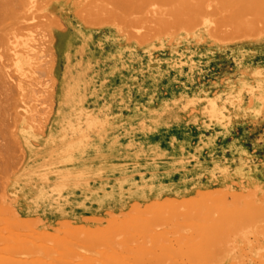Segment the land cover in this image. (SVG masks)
<instances>
[{
  "label": "rangeland",
  "instance_id": "1",
  "mask_svg": "<svg viewBox=\"0 0 264 264\" xmlns=\"http://www.w3.org/2000/svg\"><path fill=\"white\" fill-rule=\"evenodd\" d=\"M8 1L9 8L0 5V24L7 27L0 29L6 32L0 92L7 95L0 93V115L6 121L12 111L15 116L9 128L0 117L6 123L0 127L8 130L0 128V150L9 147L0 151L2 264H75L87 255V262L94 259L89 264H120L117 255L123 264H264V18L262 26L251 19L261 17L264 4L249 8L252 16L237 5L241 1H225L232 6L226 10L223 0H212L213 14L211 0ZM95 4L112 17L99 20ZM188 14L199 22L190 23ZM246 17L257 25L251 28L247 20L246 29ZM215 18L238 26L244 18L246 31L243 25L229 30V23L221 28ZM167 21L174 25L164 26ZM32 23L36 27L21 25ZM154 24L165 30L157 32ZM64 36L73 40L62 43L66 55L55 49L56 38ZM10 83L18 88L11 90ZM63 83L75 85L57 118V87ZM13 89L24 90L20 103L14 104ZM79 112L84 115L75 119ZM53 131L61 133L47 144ZM54 152L63 154L58 163L50 160ZM51 239L58 245L52 247ZM101 250L109 262L99 257Z\"/></svg>",
  "mask_w": 264,
  "mask_h": 264
},
{
  "label": "bare ground",
  "instance_id": "2",
  "mask_svg": "<svg viewBox=\"0 0 264 264\" xmlns=\"http://www.w3.org/2000/svg\"><path fill=\"white\" fill-rule=\"evenodd\" d=\"M91 1H92V4L98 2L97 0H95L96 2H95V1L93 2V0H90V1H88V3L91 4ZM101 1H102V0H101ZM101 1H99V2H101ZM107 1H108V0H107ZM116 1H117V0H116ZM116 1L114 0L111 4H112V5H115ZM119 1H120V0H119ZM119 1H117V2H119ZM124 1H126V0H124ZM137 1H138V0H137ZM137 1H135L134 3H136ZM146 1H147V0H146ZM146 1H145V4H146L149 0H148L147 2H146ZM152 1H153V3H154L155 0H152ZM158 1H159V0H158ZM174 1L177 2V0H174ZM182 1H183V0H181V2H182ZM189 1H190V0H189ZM196 1H197V0H196ZM206 1H207V0H206ZM216 1H217V0H216ZM216 1H215V2H216ZM219 1H220V0H219ZM223 1H224V2L222 3V6H223V4L225 3V1H226V2H229V5H232V4L234 5V4H237L238 2L241 1V2H240L239 4H237V5H240V4H241L240 7H246V9H247L249 12H251V11H252L254 8H256L257 6H260L261 8H263V5H262V4H264V2H263L264 0H223ZM237 1H238V2H237ZM7 2H9V4L11 3V2L8 1V0H0V5L2 4V5L4 6V5L6 4V6H7V5H8ZM109 2H110V0H109ZM114 2H115V3H114ZM132 2H133V1H132ZM138 2H139V1H138ZM138 2H137V5H138ZM167 2H168V1H167ZM169 2H170V1H169ZM187 2H188V1H187ZM198 2H199V1H198ZM211 2H212V0H211ZM211 2H210V6H211V4L214 3V1H213L212 3H211ZM233 2H234V3H233ZM262 2H263V3H262ZM19 3H20V2H19ZM123 3H124V2H123ZM130 3H131V2H130ZM142 3H143V2H142ZM163 3H164V2H163ZM174 3H175V2H174ZM183 3H185V2H182V4H183ZM192 3H193V2H192ZM199 3H202V2H199ZM208 3H209V2H208ZM216 3H217V2H216ZM96 4H98V3H96ZM96 4H95V5H96ZM106 4H107V3H106ZM119 4H121V2H120ZM126 4H127V6H129V5H128L129 3H126ZM132 4H133V3H132ZM132 4H131V5H132ZM147 4H148V3H147ZM156 4H157V2L155 3V8L157 7ZM158 4L160 5L161 2L158 3ZM164 4H165V3H164ZM169 4H170V3H169ZM169 4H168V5H169ZM171 4H172V2H171ZM177 4H179V2H178ZM195 4H196V3H195ZM206 4H207V2H206ZM225 4H226V3H225ZM22 5H23V4L21 3V6H22ZM44 5H45V4H44ZM98 5H99V4H98ZM98 5H96V6L93 5V6H94L95 9H96L97 7H99V11H98L99 14L96 12V13H97L96 16H99V20H100V16H107V17H108V15L110 14V15H109L110 17L106 18L107 20H108L109 18L112 17V16H111V13H112V12H110V10H109V11H105L106 8H104V12H105V13H106V12H107V13L110 12V13H108V14L105 15V13L103 12L104 14H102V13L100 12V9H101L100 6H101V5H100V6H98ZM107 5H108V4H107ZM124 5H125V4H124ZM150 5H151V2H150ZM161 5H162V4H161ZM165 5H166V8H167V4H165ZM208 5H209V4H208ZM218 5H219V3H218ZM227 5H228V4H226V6H227ZM3 6H2V7H3ZM15 6H16V5H15ZM85 6H86V5H85ZM102 6H104L103 3H102ZM125 6H126V5H125ZM134 6H135V4H134ZM139 6H141V4H140ZM146 6L148 7V5H146ZM146 6H145L143 9H145ZM151 6H152V5H151ZM151 6H150V8H151V10H152V9H153V6H152V7H151ZM175 6H176V4H175ZM190 6H191V5H189V8H190ZM192 6H193V4H192ZM201 6H202V5H200V7H201ZM210 6H209V7H210ZM214 6H215V3H214ZM224 6H225V5H224ZM7 7H8V6H7ZM87 7H88V6H87ZM89 7H90V5H89ZM106 7H108V6H106ZM123 7H124V6H123ZM129 7H130V6H129ZM131 7H133V5H132ZM137 7H138V6H137ZM159 7H160V6H159ZM159 7H158V9H159ZM163 7H164V5H162V8H163ZM168 7H169V6H168ZM177 7H178V5H177ZM179 7H180V6H179ZM183 7H184V5H182V8H181V9H183ZM186 7H187V5H186ZM205 7H206V5H205ZM211 7H212V6H211ZM231 7H232V6H229V8H231ZM240 7H239V8H240ZM4 8H5V7H4ZM8 8H9V7H8ZM8 8H6V9H8ZM13 8H14V7H13ZM85 8H86V7H85ZM85 8L83 9V11H86ZM92 8H93V7H92V5H91V7H90L91 11H90V12H93V11L95 10V9H93V11H92ZM119 8H120V7H118V9H119ZM135 8H136V7H135ZM140 8H141V7H140ZM148 8H149V7H148ZM162 8L160 7V11H161ZM171 8H173V7H171ZM171 8H169V9H171ZM189 8H188V9H189ZM191 8H192V7H191ZM191 8H190V10H192ZM195 8H196V7H195ZM212 8L214 9V7H212ZM221 8H222V7H221ZM221 8H220V9H221ZM223 8H225V7H223ZM229 8H228V6H227L226 10L229 9ZM249 8L252 9V10H250ZM11 9H12V8H11ZM15 9L17 10V8H15ZM87 9H89V8H87ZM90 9H89V10H90ZM102 9H103V7H102ZM108 9H109V8H108ZM114 9H115V7H113V10H114ZM116 9H117V6H116ZM122 9H123V8H122ZM122 9H121V10H122ZM137 9H138V8H137ZM146 9H147V8H146ZM176 9H177V8H174V10H176ZM193 9H194V8H193ZM208 9H209V8H208ZM213 9H211V10H213ZM216 9H217V8H216ZM216 9H214L213 12H211V11H209V10H207V11H208V12H211V14H213L214 11H215ZM218 9H219V8H218ZM231 9H232V8H231ZM231 9H230V11L232 12L233 10H231ZM243 9H245V8H243ZM4 10H5V9H4ZM9 10H10V9H9ZM9 10H8L9 13L12 12V11H9ZM121 10H120V11H121ZM127 10H129V9H127ZM127 10H125V11H127ZM140 10H142V9H140ZM147 10H148V9H147ZM162 10H163V9H162ZM167 10H168V8H167ZM171 10H172V9H171ZM171 10H170V11H171ZM194 10H195V9H194ZM221 10H222V9H221ZM247 10H246V12H247ZM78 11H79V10H78ZM101 11H103V10H101ZM117 11H118V10H117ZM117 11H114V12H117ZM132 11H134V10H132ZM142 11H143V10H142ZM142 11H141V12H142ZM144 11H145V10H144ZM144 11H143L142 13H144ZM154 11H157V9H154ZM154 11L152 12L153 15H154ZM180 11H181V10H180ZM183 11H184V9H183ZM185 11H186L187 13H189L186 9H185ZM202 11L204 12V8H203ZM202 11L199 10V12H202ZM207 11H206V12H207ZM223 11H225V10H223ZM256 11H258V10L256 9V10L253 11V12H256ZM14 12H15V11H14ZM17 12H18V11H17ZM86 12L88 13V10H87ZM86 12H85V13H86ZM137 12H138V11H135V13H137ZM147 12H148V11H146L145 13L148 15ZM149 12H150V11H149ZM161 12L163 13V11H161ZM164 12H166V9H164ZM171 12H172V11H171ZM186 12H185V13H181V12H180V13L184 16V14H186ZM190 12H191V11H190ZM203 12H202V13H203ZM216 12H218V11H215V13H216ZM227 12H228V11H227ZM227 12H226V13H227ZM234 12H235V11H234ZM234 12H232V15H233ZM242 12H243L242 14H243V16H244V11H242ZM78 13H79V12H78ZM80 13H81V12H80ZM121 13H122V12H121ZM128 13H132V12H131V9H130V12H128ZM138 13H139V12H138ZM167 13H168V12H167ZM173 13H174V12H173ZM177 13H178V12H177ZM196 13H197V11H196ZM196 13H195L194 15H196ZM202 13H200V14H202ZM221 13H222V11H221ZM229 13H230V12H229ZM90 14H91V13H89V15H90ZM125 14H126V13H125ZM140 14H141V13H140ZM171 14H172V13H171ZM178 14H179V13H178ZM190 14L193 15V12L190 13ZM190 14H188L187 17L190 18ZM222 14H223V13H222ZM234 14H235V13H234ZM238 14H240V12H238ZM238 14H236V15L238 16ZM250 14L252 15V12H251ZM1 15H2V14H1ZM11 15H13V14L11 13ZM15 15H16V14H15ZM22 15H23V14H22ZM22 15H19V16L22 17ZM89 15H86V16H88L89 19H91ZM94 15H95V13L93 12V14L91 15V17H93ZM114 15H115V14H114ZM114 15H113V16H114ZM117 15H119V14H117ZM129 15H130V14H129ZM129 15H128V16H129ZM138 15H139V14H138ZM142 15H143V14H142ZM144 15H145V14H144ZM169 15H170V14H169ZM224 15H225V14H223V17H224ZM232 15H231V16H232ZM236 15H235V16H236ZM254 15H256V14L254 13ZM258 15H259V12H258ZM260 15H261V11H260ZM262 15H264V12H263ZM262 15H261V17H259L258 19H257V17H256V18H253V17H252L253 15L250 16V18L252 17V18H251L252 20L256 19L257 22H256V21H255V22H256L257 24H258V23L261 24V20H262V18H264V16H262ZM17 16H18V15H17ZM26 16H27V15H26ZM34 16H36V15H34ZM132 16H133V15H132ZM148 16H151L150 13H149ZM158 16H159V14H158ZM160 16H161V13H160ZM162 16H163V15H162ZM162 16H161V18H162ZM178 16H180V14H179ZM183 16H181V17H183ZM226 16H227V15H226ZM228 16H229V15H228ZM228 16H227V17H228ZM233 16H234V15H233ZM241 16H242V15H241ZM248 16H249V15L247 14V17H248ZM3 17H4V16H3ZM13 17H15V16H13ZM24 17H25V16H24ZM24 17H23V18H24ZM94 17H95V16H94ZM119 17H121V20H123V19L125 20V17L123 18V16H121V14H120ZM133 17H134V16H133ZM136 17H138V16H136ZM139 17H140V16H139ZM144 17H145V16H144ZM151 17H152V16H151ZM151 17H150V18H151ZM156 17H157V16H156ZM163 17H164V16H163ZM165 17H166V16H165ZM171 17H172V15H171ZM184 17H185V16H184ZM187 17H186V18H187ZM191 17H192V16H191ZM195 17H196V16H195ZM223 17L220 18V19H223ZM247 17L245 18V19H246L245 21H244V18H243V20L241 19V20H242V21H240V24H241V25H239V26H238L239 22L236 23L237 26H236V24H233L235 21H233V23L228 22L229 24L226 23V24L229 25V27H230V24L233 25V26L230 27L229 30L233 29V27H235V28L238 27V28H239V27H241L242 25H243L242 27H244V28H242V30H243V29H245V26H244L245 22H246V29H247V26L249 25V24L247 23V22H249V21H247V20H250L249 23H250V25H251V28L253 27V25H254V26L257 25V24H256L254 21H252L251 19H247ZM28 18H29V17H28ZM56 18H57V17H56ZM56 18H55V19H56ZM122 18H123V19H122ZM129 18H130V17H129ZM134 18H135V17H134ZM134 18H133V19H134ZM153 18H154V16H153ZM161 18H160V19H161ZM166 18H168V17H166ZM189 18H187V19L189 20ZM229 18H230V17H229ZM248 18H249V17H248ZM14 19H15V18H14ZM16 19L19 20L20 18L17 17ZM42 19H43V17H42ZM44 19H45V17H44ZM53 19H54V17H53ZM87 19H88V18H87ZM102 19H103V18H102ZM119 19H120V18H119ZM141 19H143V17H141ZM145 19H146V18H145ZM154 19H155V18H154ZM154 19H153V20H154ZM176 19H178V18H176ZM191 19H192V18H190V20H189L190 23H192L193 20H194V22H195V19H196V21L198 20L197 17H196L195 19H194V17H193L192 20H191ZM226 19H227V18H224L223 20H225V22H226ZM234 19H236V18H232V19H230L231 22H232V20H234ZM259 19H260V20H259ZM18 20H17V21H18ZM104 20H105V19H104ZM156 20H157V19H156ZM156 20H155V21H156ZM165 20H166V19H165ZM181 20H182L181 23H183V24H187V22H188V20H187V21L184 20V22H183V19H181ZM223 20H218V21H217V18H215V22L217 21V24H218L220 27H221L222 25H223V26L226 25V24L224 23ZM237 20H238V17H237ZM237 20H236V21H237ZM258 20H259L260 22H259ZM17 21H16V22H17ZM48 21H52L51 23H53L55 20L53 21V20L51 19V20H48ZM48 21H44V20H42V22H45V23L48 22ZM86 21H87V20H86ZM88 21H89V20H88ZM94 21H95V20H94ZM109 21H110V20H109ZM126 21H128V20H126ZM129 21H130V20H129ZM138 21H140V20H138ZM162 21H163V19H162ZM174 21H175V19L173 20V22H174ZM219 21H220V22H219ZM227 21H229V20H227ZM238 21H239V20H238ZM243 21H244V24L242 23ZM262 21L264 22V19H263ZM18 22H20V21H18ZM57 22H58V20H57ZM118 22H119V21H118ZM132 22H134V20H133ZM135 22H137V21H135ZM160 22H161V20H160ZM168 22H170V21H167L166 23L163 22V23H165L164 26H166L167 24L169 25ZM179 22H180V20H179ZM197 22H199V21H197ZM1 23H2V22H1ZM7 23H8V22H7ZM176 23H177V22L175 21V25H174L173 23L170 22V24H173L174 26H177V27H178V25H177ZM188 23H189V22H188ZM219 23H221V24H219ZM253 23H255V24H253ZM150 24H151V21H150ZM156 24H157V23H156ZM178 24H179V23H178ZM195 24H196V23H195ZM217 24L215 25V27H218ZM247 24H248V25H247ZM3 25H4V24H3ZM7 25H8V24H7ZM21 25L24 26V28H29L30 26H28V25H32V26L34 25V26H35V23L27 24V25H26V24H21ZM36 25H37V24H36ZM56 25H57V24H56ZM136 25H137V24H136ZM140 25H142V24H140ZM145 25H146V22H145ZM145 25H144V26H145ZM190 25H192V24H190ZM190 25L187 24L188 28H189ZM193 25H194V24H193ZM0 26H2V25L0 24ZM27 26H28V27H27ZM146 26H148V24H147ZM157 26H158V25L155 26V24H154L155 29L157 30V32H159V29L162 28V25L160 26L161 28L159 27V29L156 28ZM169 26H170V25H169ZM184 26H185V25H184ZM223 26H222V27H223ZM258 26H259V25H258ZM261 26H262V24H261ZM3 27H4V26H2L0 29H3ZM35 27H36V26H35ZM154 27H153V28H154ZM185 27H186V26H185ZM222 27H221V28H222ZM10 28H11V27H10ZM30 28H32V27H30ZM143 28H144V27H143ZM153 28H152V31L155 33L156 31H155V29L153 30ZM165 28H168V26L165 27ZM175 28H176V27H175ZM248 28H250V27H248ZM251 28H250V29H251ZM4 29H7V27H4ZM11 29H12V28H11ZM11 29H10V30H11ZM62 29H63V28H62ZM145 29H148V28L145 27ZM149 29H150V27H149ZM162 29H163V28H162ZM176 29H177V28H176ZM223 29H224V28H223ZM223 29H222V31H223ZM236 29H237V28H236ZM246 29H245V31H246ZM258 29H259V28H258ZM13 30H14V29H13ZM26 30H27V29H26ZM30 30H31V29H29V31H30ZM33 30H34V29H33ZM163 30H165V29H163ZM214 30H215V28H214ZM217 30H219V27L217 28ZM233 30H234V29H233ZM253 30H254V29H253ZM253 30H252V31H253ZM256 30H257V29H256ZM6 31H7V30H6ZM147 31H149V30H147ZM147 31H146V33H147ZM150 31H151V30H150ZM152 31H151V32H152ZM161 31H162V30H160V32H161ZM220 31H221V29H220ZM226 31H227V29L225 30V32H226ZM243 31H244V30H243ZM0 32H1V31H0ZM11 32H12V31H11ZM151 32H150V33H151ZM228 32H229V31H228ZM228 32H227V33H228ZM1 33H2V34H1ZM1 33H0V36H1L2 38L0 37V41H3V40H4L3 37H5L6 32L3 30V32H1ZM3 33H4L5 35H4ZM148 33H149V32H148ZM220 33H221V32H220ZM245 33H246V32H245ZM245 33H244V34H245ZM61 34H62V33H59V35H61ZM223 34H225V33H223ZM246 34H247V33H246ZM20 35H21V34H20ZM211 35H212V33H211ZM214 35H215V34H214ZM227 35H228V34H227ZM234 35H235V34H234ZM15 36H16V35H15ZM18 36H19V34H18ZM224 36H225V35H224ZM217 37H218V36H217ZM1 39H2V40H1ZM2 43H3V42H2ZM2 43L0 42V45H1ZM62 43H66V44L73 43V40L69 39L68 36H64L63 39L56 38V41H55V49H56L57 53L62 54V55H66L67 50H65V49L63 48ZM0 58H5V56L2 55ZM63 60H64V59H63ZM69 61H72V60H69V57L67 56V64H66V69H65L66 72H67V74H68V73L71 74V68H70V67H71L72 64H73V63L71 64ZM54 62H55V61H54ZM1 70H2V69H1ZM1 70H0V71H1ZM3 70H4V69H3ZM56 70H57V68H56ZM3 72H5V71H1V72H0V77H1V74H2V76H3L2 78H4V80H5V77H4V76H6V75H4ZM7 72H8V71H7ZM46 72H47V74H48L49 70H47ZM12 73H13V72H9V75H11ZM6 74H7V73H6ZM55 74H56V73H55ZM70 74H69V75H70ZM25 75H26V74H25ZM7 76H8V74H7ZM19 76H20V75H19ZM62 76H63V75H62ZM10 77H11V76H10ZM13 78H14V77H13ZM58 79H59V77H58ZM68 79H69V78H68ZM4 80H3V81H4ZM0 81L2 82V79H1V78H0ZM5 81H6V80H5ZM68 82H69V81H68ZM5 83H6V82H5ZM16 83H17V82H16ZM56 83H57V82H56ZM1 84H2V83H0V85H1ZM10 84H11V85H10V89H11L12 87L15 88V89L18 88V87L16 88V86H12L13 83H10ZM21 84H24V85H22V87H23V86L25 87V85H26L27 83H21ZM14 85H15V84H14ZM74 85H75V84H70V83H69V84H65V83H63V84H59V86L57 87V94L60 92L58 98L62 101V103H59V102H58V104H60V106H61V109H60L59 111H57L58 114H55V115H57V118H59V116L61 115L60 113H63V108H64V106H65V111H64V113L66 112L67 104H68V102H70L71 96L73 95V94H72V88H71V86H74ZM1 86H2V85H1ZM11 86H12V87H11ZM29 86H30V85H29ZM49 86H50V85H49ZM54 86H55V85H54ZM3 87H4V84H3ZM5 87H6V84H5ZM7 87H8V86H7ZM7 87H6V88H7ZM26 87H27V85H26ZM31 87H32V86H31ZM8 88H9V87H8ZM0 89H2V87H1ZM15 89H13V94H14L15 92L18 91V90L15 91ZM22 89H23V88H22ZM24 89H26V88H24ZM30 89L32 90V88H30ZM6 90H7V93H8V89H6ZM11 90H12V89H11ZM27 90H29V87H27L26 91H27ZM0 91H1V90H0ZM3 91H4V90H3ZM20 91H22V90H20ZM20 91H18L17 94L15 93L14 96H16V97H13V98L10 97V99H11V98H12V100H13L14 98L17 99V95H18V93H19ZM26 91H25V92H26ZM29 91H30V90H29ZM5 92H6V91H5ZM5 92H0V93H1V96L3 95V99H4V96H5V98L7 97V95L2 94V93H5ZM9 92H10V90H9ZM23 92H24V90H23L21 93H23ZM9 94H10V93H8V95H9ZM27 94H28V92H26V95H27ZM31 94H32V93H31ZM31 94H30V95H31ZM19 95H20V94H19ZM21 95H22V94H21ZM11 96H13V95H11ZM66 96H67V98H66ZM28 97H29V95H28ZM30 97H31V96H30ZM32 97H33V95H32ZM50 98H51V97H50ZM0 99H1V97H0ZM3 99H1V101H2ZM15 99H14V101H15ZM19 99H21V96H20ZM19 99H17V101H15V102L13 101L14 104L17 103V102H19V101H18ZM25 99H27V97H25ZM25 99H24V100H25ZM48 99H49V98H48ZM5 100H6V99H5ZM5 100H4V101H5ZM21 100H22V99H21ZM29 100H30V99H29ZM8 101H9V97H8ZM6 102H7V100H6ZM13 102L11 101V103H13ZM20 102H21V101H20ZM20 102H19V103H20ZM23 102H24V101H22V103H23ZM31 102H32V100H31ZM34 102H35V101H34ZM11 103H9V104L11 105ZM19 103H18V104H19ZM0 104H1V102H0ZM2 104H3V103H2ZM4 104H5V102H4ZM14 104H13V105H14ZM35 104H36V103H35ZM46 104H47V103H46ZM7 105H8V104H7ZM13 105H11V107H12ZM27 105H28V104H27ZM30 105H32V104L30 103ZM0 106H1V105H0ZM4 106H5V105H4ZM16 106H18V105H16ZM28 106H29V105H28ZM9 107H10V106H9ZM23 107H24V106H23ZM69 107H70V106H69ZM1 108H3V105H2ZM6 108H7V107H6ZM32 108H33V106H32ZM35 108H36V107H35ZM134 108H135V107H134ZM4 109H5V108H4ZM4 109L1 110V111H4ZM9 109H10V108H9ZM12 109H13V107H12ZM15 110H16V108H15ZM131 110H132V109H131ZM1 111H0V112H1ZM6 111H8V110H6ZM11 111H12V110H11ZM17 111H18V110H17ZM27 111H28V110H27ZM92 111H93V110H92ZM104 111H105V110H104ZM4 112H5V111H4ZM4 112H2V113H4ZM18 112H19V111H18ZM20 112H21V111H20ZM2 113H1L0 117L3 116V119L1 118L2 123H3V122L6 121V120H4V117H5V116H4V114L2 115ZM12 113H13V114H12V117L14 118V116H15V112L12 111ZM27 113H28V112H27ZM83 113H84V112H79L78 115L75 116L74 118L77 119V117H79V116H81V115H84ZM8 114H9V112H8ZM31 114H33V113L31 112ZM67 114H68V113H67ZM69 114H70V113H69ZM120 114H121V113H120ZM5 115H6V117H7V114H5ZM47 115H48V114H47ZM122 115H123V114H122ZM8 116H9V115H8ZM30 116H31V115H30ZM9 117H10V116H9ZM13 118H10V119L13 120ZM79 118H80V117H79ZM79 118H78V119H79ZM116 118H117V117H116ZM10 119L8 120V118H7V121H10ZM122 119H123V118H122ZM7 121H6V122H7ZM11 122H12V121H11ZM23 122H24V121H23ZM0 123H1V121H0ZM7 123H8V122H7ZM9 123H10V122H9ZM9 123H8V126H6V127H8V128H9V126L12 125V124L9 125ZM61 123H62V122H61ZM139 123H140V122H139ZM0 125L2 126L3 124H0ZM5 125H6V123H5ZM5 125H3V126H5ZM0 128H2V130H1V129H0V130H1L3 133L7 130V129L5 130L4 127H0ZM10 128H11V127H10ZM3 129H4L5 131H4ZM51 130H52V129H51ZM57 130H59V129H57ZM60 130H61V129H60ZM66 130H67V129H66ZM136 130H137V129H136ZM7 131H8V130H7ZM61 131H64V130H61ZM61 131H53V132H51V133H50L51 135L48 136V137H49V140H48L46 143L48 144L49 141H50V142L54 141L56 138L53 137V135L56 134L57 132H58V134L60 135ZM88 131H89V130H88ZM49 132H50V131H49ZM138 132H139V131H138ZM140 132H141V131H140ZM5 134L8 135L7 132H6ZM5 134H3V135L6 136ZM58 134H57V135H58ZM128 134H130V133H128ZM0 135H2V134L0 133ZM9 135H10V134H9ZM92 135H94V134H92ZM127 136H128V135H127ZM131 136H132V135H131ZM135 136H136V135H135ZM56 137H57V136H56ZM2 138H3V137H2ZM51 138H52V140H50ZM4 139H5V141L7 140L6 138H4ZM8 139H9L8 141H11V139H10L9 137H8ZM91 139H92V138H91ZM91 139H90V141H91ZM114 139H115V138H114ZM127 139H128V138H127ZM129 139H130V138H129ZM0 140H1V139H0ZM107 140H108V139H107ZM141 140H142V138H141ZM8 141L6 142L7 145H5V146H8V145L11 143V142L8 143ZM0 142H1V141H0ZM2 142H3V144L5 143L4 141H2ZM55 143H56V142H55ZM124 143H125V142H124ZM146 143H147V142H146ZM44 144H45V143H44ZM94 144H95V143H94ZM95 145H96V144H95ZM120 145H121V144H120ZM150 145H151V144H150ZM13 146H14V144H13ZM13 146H11V147H13ZM89 146H90V145H89ZM153 146H154V145H153ZM3 147H4V146H3ZM3 147H2V149H3ZM55 147H56V146H55ZM55 147H54V148H55ZM126 147H127V146H126ZM0 148H1V146H0ZM4 148H5V147H4ZM8 148H9V147H7V149H6V148H5V149L8 151V150H9ZM128 148H129V147H128ZM147 148H148V147H147ZM2 149H1L0 151H2ZM5 149H4V150H5ZM118 149H119V148H118ZM150 149H151V148H150ZM6 150H5V151H6ZM95 150H96V149H95ZM87 151H88V150H87ZM176 151H177V150H176ZM176 151H175V152H176ZM45 152H46V151H45ZM136 152H137V151H136ZM149 152H150V151H149ZM171 152H172V151H171ZM2 153H3V152H2ZM6 153H7V152H6ZM54 153H55V152H54ZM172 153H174V151H173ZM84 154H85V153H84ZM84 154H83V156L86 157V154H85V155H84ZM122 154H123V153H122ZM140 155H141V154H140ZM178 155H179V154H178ZM199 155H200V154H199ZM2 156H3V155H2ZM79 156H80V155H79ZM165 156H166V155H165ZM167 156H168V155H167ZM49 157H50V160H51L52 162H57V163H58V161H61V160L64 158V157H63V154H61V153H58V154L55 153V156H49ZM112 157H113V156H112ZM172 157H173V156H172ZM101 158H102V157H101ZM115 158H116V157H115ZM119 158H120V157H119ZM135 158H136V157H135ZM137 158H138V157H137ZM141 158H142V157H141ZM141 158H140V159H141ZM147 158H148V157H147ZM0 159H1V158H0ZM3 159H4V158H3ZM138 159H139V158H138ZM171 159H172V158H171ZM84 161H85V160H84ZM97 161H98V160H97ZM4 162H5V161H4ZM149 164H150V163H149ZM166 164H167V163H166ZM166 164H165V166H166ZM143 165H144V164H143ZM173 165H174V164H173ZM22 166H23V165H22ZM176 166H177V165H176ZM145 167H146V166H145ZM158 167H159V166H158ZM147 168H148V167H147ZM165 168H166V167H165ZM168 169H169V168H168ZM125 171H126V170H125ZM125 171H124V172H125ZM127 172H128V171H127ZM155 172H156V171H155ZM109 173H111V172H109ZM118 173H120V172H118ZM151 173H152V172H151ZM162 173H163V172H162ZM179 173H180V172H179ZM112 174H113V173H112ZM142 174H143V173H142ZM170 175H172V174H170ZM170 175H169V176H170ZM143 176H144V175H143ZM190 176H191V175H190ZM128 178H129V177H128ZM168 178H169V177H168ZM168 178H167V179H168ZM132 179H133V178H132ZM143 179H144V178H143ZM151 179H152V178H151ZM170 179H171V178H170ZM179 179H180V178H179ZM159 180H160V179H159ZM190 180H192V179H190ZM157 181H158V180H157ZM187 181H188V180H187ZM174 182H175V181H174ZM184 182H185V181H184ZM255 182H256V181H255ZM50 183H51V182H50ZM127 183H128V182H127ZM168 183H169V182H168ZM186 183H187V182H186ZM190 183H191V182H190ZM128 184H129V183H128ZM169 184H170V183H169ZM184 184H185V183H184ZM244 184H245V183H244ZM160 185H161V184H160ZM165 186H167V185L165 184ZM166 189H167V188H166ZM175 189H176V188H175ZM35 190H36V189H35ZM169 190H170V189H169ZM159 191H160V190H159ZM160 192H162V191H160ZM170 192H171V191H170ZM155 193H156V192H155ZM185 203H186V202H185ZM218 204H219V203H218ZM178 205H179V204H178ZM186 205H187V204H186ZM191 205H192V204H191ZM235 205H236V204H235ZM232 206H233V205H232ZM187 207H188V206H187ZM235 208H236V207H235ZM174 209H175V208H174ZM191 209H192V208H191ZM0 228H1V227H0ZM0 230H2V229H0ZM3 231H5V230H3ZM3 231H2V232H3ZM2 232H1V234H2ZM5 232H6V231H5ZM16 234H18V233H16ZM21 235H22V234H21ZM2 236H3V235H2ZM6 236H7V235H6ZM17 236H18V235H17ZM79 236H80V235H79ZM79 236H78V237H79ZM92 236H93V235H92ZM25 237H26V236H25ZM27 237H29V236H27ZM8 238H9V237H8ZM18 238H19V237H18ZM56 238H57V237H56ZM85 238H86V236H85ZM3 239H4V238H3ZM26 239H27V238H26ZM28 239H29V238H28ZM30 239H32V238L30 237ZM53 239H54V238H53ZM62 239H63V238H62ZM87 239H88V238H87ZM215 239H216V238H215ZM8 240H9V239H8ZM10 240H11V239H10ZM10 240H9V242H10ZM49 240H50V239L48 238L47 241H49ZM58 240H59V239H58ZM58 240H57V241H58ZM76 240H77V239H76ZM95 240H96V239H95ZM95 240H94V241H95ZM97 240H98V239H97ZM6 241H7V239L5 240V242H6ZM83 241H85V240L83 239ZM88 241H90V240H88ZM94 241H93V242H94ZM215 241H216V240H215ZM11 242H12V240H11ZM11 242H10V243H11ZM23 242H25V241L23 240ZM52 242H53V243H52ZM64 242H65V243H64ZM64 242H63V244H67V245L69 246L68 241L66 242V241L64 240ZM29 243L32 244V243H31V240L29 241ZM29 243H28V241H27V242H26V245L29 244ZM54 243H56V244H54ZM59 243H60V242H59ZM74 243H76V242L74 241ZM77 243L80 244L79 241H78ZM77 243H76V244H77ZM84 243H85V242H84ZM98 243H99V242H98ZM101 243H102V242H101ZM6 244H7V243H6ZM51 244L54 245V246H52V247H55V245H56V246L58 245V243L56 242V240H55V242H54V240L52 241V239H51ZM71 244H72V243H71ZM71 244H70V245H71ZM76 244H75V245H76ZM78 244H77V245H78ZM7 245H9V244H7ZM35 245H37V244L35 243ZM61 245H62V244H61ZM61 245H60V246H61ZM67 245H64V247H66ZM75 245H74V246H75ZM42 246H43V245H42ZM68 246H67V247H68ZM82 246H83V245H82ZM82 246H81V247H82ZM103 246H104V245H103ZM164 246H165V245H164ZM25 247H26V246H25ZM35 247H36V246H35ZM50 247H51V245H50ZM52 247H51V248H52ZM64 247L62 246V247H60V248L63 249ZM67 247H66L65 249H67ZM69 247H70V246H69ZM77 247H79V249L81 248L80 246H77ZM77 247H71V248L74 249V248H77ZM98 247L100 248V246H98ZM101 247H102V246H101ZM1 248H2V247H1ZM3 248H4V247H3ZM46 248L49 249L48 246H47ZM56 248H57V247H56ZM96 248H97V247H96ZM103 248L105 249V247H102V249H103ZM167 248H168V247H167ZM28 249H29V247H28ZM44 249H45V246H44ZM81 249H83L82 252H84V246H83ZM42 250H43V249H42ZM49 250H50V249H49ZM55 250H56V249H55ZM74 250H75V249H74ZM77 250H78V249H77ZM77 250H76V251H77ZM201 250H202V249H201ZM0 251H1V249H0ZM36 251H38V250H36ZM43 251H44V250H43ZM52 251H53V248H52ZM67 251H68V250H67ZM67 251H66L65 253H67ZM78 251H81V250H78ZM101 251H102V250H101ZM26 252H28V251H26ZM50 252H51V251H50ZM54 252H55V251H54ZM60 252H62L61 249H60ZM85 252H86V251H85ZM102 252H103V255H99V257L101 258V256H102L101 259L107 260V261L109 262L110 260H108V258H110V257L106 258V257L108 256L107 253H106V251L104 250V251H102ZM147 252H148V251H147ZM2 253H4V252H2ZM2 253H1V254H2ZM68 253H69V252H68ZM79 253H81V252H79ZM99 253L101 254L100 251H99ZM104 253H105V255H104ZM112 253H113V251H112ZM115 253H116V252H115ZM203 253H204V252H203ZM1 254H0V259H1V260H0V263L2 264V262H4V260H5L6 258H3L4 255L1 256ZM7 254H8V252H7ZM15 254H16V253H14L13 255H15ZM17 254H18V253H17ZM59 254H61V253H59ZM74 254H75V253H74ZM76 254H77V252H76ZM83 254H84V253H83ZM166 254H167V253H166ZM215 254L217 255V253H215ZM9 255H11V254H9ZM19 255H20V254H19ZM19 255H18V256H19ZM21 255H22V257L24 256V254H21ZM21 255H20V256H21ZM25 255H26V254H25ZM27 255H28V254H27ZM66 255H67V254H66ZM77 255H78V254H77ZM112 255L114 256V254H112ZM115 255H116V254H115ZM202 255H203V254H202ZM219 255H221V254H219ZM15 256H16V255H15ZM58 256H59V255H58ZM72 256H73V255H72ZM78 256H79V255H78ZM87 256H88V255H87ZM87 256H84V257H85V258H84V262H81V260H80V262H81L82 264H84V263H85V264H89V262H90L91 260H92V261L94 260V259H90L89 262H87V260H86V259H87ZM104 256H106V257H104ZM123 256H124V255H123ZM5 257H6V256H5ZM13 257H14V256H13ZM67 257H68V256H67ZM67 257H66V258H67ZM69 257H71V256H69ZM73 257H74V256H73ZM75 257H76V256H75ZM214 257H215V255H214ZM8 258H9V257L7 256V259H8ZM20 258H21V257H20ZM58 258H59V257H58ZM64 258H65V256H64ZM66 258H65V259H66ZM71 258H72V257H71ZM77 258H78V257H77ZM79 258H80V257H79ZM105 258H106V259H105ZM117 258H118V261L120 260V264H121V263L123 262V260L121 261V259H122V255H121V258L119 257V255H117V256H116V259H117ZM126 258H128L127 255H126ZM205 258H206V257H205ZM207 258L209 259V257H207ZM215 258H216V257H215ZM26 259H27V257H26ZM13 260H15V259H13ZM13 260H10V259H9V261L12 262V263L14 264V261H13ZM23 260H24V259H23ZM28 260H29V259H28ZM134 260H135L134 258H133V259L131 258V261H134ZM147 260H148V259H146L145 261H147ZM5 261H7V260H5ZM25 261H27V260H25ZM51 261H52V260H51ZM51 261H50V262H51ZM55 261H56V260H55ZM98 261H99V260H98ZM136 261L138 262L139 260H137V258H136ZM136 261H134V262H136ZM69 262H70V261H69ZM76 262H78L77 264L80 263L79 261H76ZM76 262H75V264H76ZM95 262H96V261H95ZM103 262H104V261H103ZM124 262H126V260H125ZM140 262H141V261H140ZM143 262H144V261H143ZM6 263H7V262H6ZM6 263H4V264H6ZM26 263H27V262H26ZM29 263H30V262H29ZM47 263H48V262H47ZM52 263H53V262H52ZM52 263H50V264H52ZM81 263H80V264H81ZM90 263H91V262H90ZM109 263L112 264V262H109ZM9 264H10V263H9ZM24 264H25V263H24ZM69 264H70V263H69ZM71 264H72V263H71ZM113 264H116V263L113 262ZM122 264H123V263H122ZM125 264H126V263H125ZM136 264H138V263H136Z\"/></svg>",
  "mask_w": 264,
  "mask_h": 264
},
{
  "label": "crops",
  "instance_id": "3",
  "mask_svg": "<svg viewBox=\"0 0 264 264\" xmlns=\"http://www.w3.org/2000/svg\"><path fill=\"white\" fill-rule=\"evenodd\" d=\"M76 174H79V173H76ZM62 177H64V176H62Z\"/></svg>",
  "mask_w": 264,
  "mask_h": 264
}]
</instances>
